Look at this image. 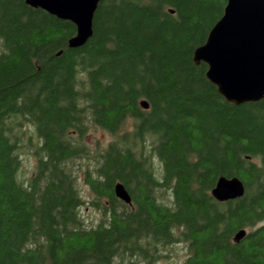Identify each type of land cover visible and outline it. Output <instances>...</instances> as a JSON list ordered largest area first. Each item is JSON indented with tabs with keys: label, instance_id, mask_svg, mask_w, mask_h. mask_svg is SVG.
Returning <instances> with one entry per match:
<instances>
[{
	"label": "trees",
	"instance_id": "1",
	"mask_svg": "<svg viewBox=\"0 0 264 264\" xmlns=\"http://www.w3.org/2000/svg\"><path fill=\"white\" fill-rule=\"evenodd\" d=\"M226 3L102 0L70 48L73 22L0 0V264H153L179 244L184 264H264V100L229 103L193 59ZM92 128L113 139L91 148ZM221 176L245 194L215 200Z\"/></svg>",
	"mask_w": 264,
	"mask_h": 264
},
{
	"label": "water",
	"instance_id": "2",
	"mask_svg": "<svg viewBox=\"0 0 264 264\" xmlns=\"http://www.w3.org/2000/svg\"><path fill=\"white\" fill-rule=\"evenodd\" d=\"M102 0H26L34 8L73 22L76 34L69 47L84 45L93 36V19ZM196 64L207 65L206 76L229 103L264 100V0H227L224 13L210 30L204 44L193 56ZM146 109L148 103L142 101ZM116 197L132 205V197L120 181L114 185ZM245 194L244 182L237 176L218 178L211 191L218 202ZM247 234L242 229L233 240L239 243Z\"/></svg>",
	"mask_w": 264,
	"mask_h": 264
},
{
	"label": "rangeland",
	"instance_id": "3",
	"mask_svg": "<svg viewBox=\"0 0 264 264\" xmlns=\"http://www.w3.org/2000/svg\"><path fill=\"white\" fill-rule=\"evenodd\" d=\"M113 137L106 131L98 128H92L87 133V135L84 137V141L91 147H97L95 146L96 143H98L101 146H105L108 144L109 141H111ZM37 140H35L36 142ZM37 159L36 157L31 153V150L28 148L23 149L22 153V169H21V178L28 179L32 174L36 167ZM156 168H159L158 164L156 163ZM80 189L82 191L83 200L85 201L81 212L84 217V220L87 222L90 226H95L99 223L101 215L97 208L92 206L90 203V200L92 199V192L89 188V186L84 182L83 175L80 174ZM165 190L161 189L158 191V197L163 202H168L169 199L166 198V196L169 197V194L166 193ZM165 194V195H164ZM187 253V248L185 245H174L172 247H169L165 250L164 256L160 257L158 261H156L153 264H184ZM138 264H149L147 262H139Z\"/></svg>",
	"mask_w": 264,
	"mask_h": 264
},
{
	"label": "bare ground",
	"instance_id": "4",
	"mask_svg": "<svg viewBox=\"0 0 264 264\" xmlns=\"http://www.w3.org/2000/svg\"><path fill=\"white\" fill-rule=\"evenodd\" d=\"M25 1H26V0H25ZM226 4H227V3H226ZM225 7H226V6H225ZM33 8H34V7H33ZM40 9H41V8H40ZM171 12L173 13L174 11L171 10ZM48 13H49V12H48ZM209 32H210V31H209ZM208 34H209V33H208ZM193 56H194V55H193ZM200 64H201V63H200ZM197 65H199V64H197ZM143 101H146V100H143ZM141 102H142V101H141ZM146 102H147V101H146ZM147 103H148V102H147ZM148 107H149V104H148ZM241 230H242V229H241ZM241 230H239V231H241ZM239 231H238V232H239ZM238 232H237V233H238Z\"/></svg>",
	"mask_w": 264,
	"mask_h": 264
}]
</instances>
